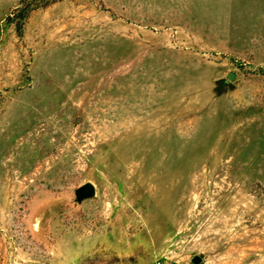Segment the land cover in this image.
I'll return each mask as SVG.
<instances>
[{
	"label": "rangeland",
	"instance_id": "374dc122",
	"mask_svg": "<svg viewBox=\"0 0 264 264\" xmlns=\"http://www.w3.org/2000/svg\"><path fill=\"white\" fill-rule=\"evenodd\" d=\"M158 262L264 264V0H0V264Z\"/></svg>",
	"mask_w": 264,
	"mask_h": 264
},
{
	"label": "water",
	"instance_id": "95a60500",
	"mask_svg": "<svg viewBox=\"0 0 264 264\" xmlns=\"http://www.w3.org/2000/svg\"><path fill=\"white\" fill-rule=\"evenodd\" d=\"M232 74H229V77H231ZM94 189L93 185L90 182H85L80 186V193L81 195H86L90 192H92ZM201 257L199 255H194L192 260L194 263H198L200 261Z\"/></svg>",
	"mask_w": 264,
	"mask_h": 264
},
{
	"label": "built area",
	"instance_id": "2783aa9c",
	"mask_svg": "<svg viewBox=\"0 0 264 264\" xmlns=\"http://www.w3.org/2000/svg\"><path fill=\"white\" fill-rule=\"evenodd\" d=\"M156 264H164L163 262H158V263H156Z\"/></svg>",
	"mask_w": 264,
	"mask_h": 264
}]
</instances>
